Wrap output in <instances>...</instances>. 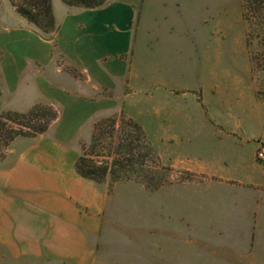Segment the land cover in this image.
I'll return each mask as SVG.
<instances>
[{"label":"crops","instance_id":"obj_1","mask_svg":"<svg viewBox=\"0 0 264 264\" xmlns=\"http://www.w3.org/2000/svg\"><path fill=\"white\" fill-rule=\"evenodd\" d=\"M226 4L230 5L228 0H108L100 9L83 10L52 0L59 26L55 50L54 42L39 36L12 6L0 8V116L7 112L25 114L39 104H50L59 112L45 133L17 138L6 157L0 159V264L109 261L99 254L110 229L104 222L107 211L111 210V231L115 219L108 185L82 178L75 164L82 155V144L88 140L84 129L91 137L97 122L122 112L141 125L164 162L203 177L202 182L180 185L187 188L185 195L176 194L172 200H178V195L187 202L192 200L187 194L188 188H193V195H200L198 199L230 203L235 197L242 198L233 191L235 188L264 187V167L257 162L264 143H255L253 138L243 141L235 126L240 130V122L161 115L162 107L169 103L167 95L146 97L141 105L132 106L154 107V115L145 122L138 118L141 111L138 116L127 113L126 87H146L144 76L160 74L161 64L156 61L162 51L166 59L174 54L184 59L192 52L191 38L183 42L173 39L167 44L157 41L151 48L156 38L148 35L150 29L157 28L158 17L173 19L171 14L180 12L181 20H193L194 13L205 25L208 18L203 11L220 15L229 6ZM182 24L174 22L173 26ZM203 42L204 38H199L196 43L199 47ZM58 57L68 61L80 76L63 71ZM137 60L154 63L138 69ZM101 90L111 95H99ZM176 93L180 92L168 91L169 96ZM211 125L219 132L222 159L206 160L211 146L208 139L189 140L192 130L210 134ZM245 144L249 153L242 150ZM193 149L204 151L201 155L205 161L195 164L185 156ZM209 184L222 190L211 197L203 196L200 187L208 189ZM257 193L251 252L257 264H264V190ZM157 203L161 205L163 200L155 197ZM130 261L141 264L133 260L118 263Z\"/></svg>","mask_w":264,"mask_h":264},{"label":"rangeland","instance_id":"obj_2","mask_svg":"<svg viewBox=\"0 0 264 264\" xmlns=\"http://www.w3.org/2000/svg\"><path fill=\"white\" fill-rule=\"evenodd\" d=\"M228 3L230 5L226 4V7L229 6L220 15L203 11V15L208 18L205 25H201L194 13L193 20H181L180 12L171 14L173 19L158 17L157 28L150 29L151 34L148 35V38L152 35L156 38L151 48L155 47L157 41L167 44L173 39L183 42L185 38H191L194 41L192 52L184 59L179 58V54L166 59L162 58V51L156 61L161 64L160 74L144 76L147 81L142 84L146 87H134V90L133 87H126L125 93L129 94L126 104L130 106L128 114L138 116L137 112L141 111V117L138 118L145 122L154 115V107L149 104L148 107L134 109L132 106L141 105L146 97L149 100L167 95L169 98L165 100L168 99L169 103L162 107L161 115L209 116L240 122V130L237 124L235 126L243 141L253 138L255 143L258 140L264 143V33L259 31V26L255 27L256 34L251 38L250 49L246 41L249 27L243 18L244 0H228ZM6 5L11 7L9 0H0L1 9ZM182 21V25L173 26L174 22ZM258 21L255 17L254 22ZM199 38H204V42L198 47L196 42ZM250 54L257 60L254 70ZM136 62V68L144 69L154 60ZM57 64L63 71L77 78L80 76L68 61L58 57ZM169 90L180 93L169 96ZM99 95L110 96L111 93L101 90ZM43 105L46 108L53 107L50 104ZM122 120L137 122L124 112L102 119L97 122L98 127L95 124L97 129L95 131L94 126L91 137L88 129H84L88 140L82 144V155L98 164L111 163L119 156L130 157L134 163L133 172L126 177L120 180L108 178L106 181L115 219L111 231L112 220H108L111 210L107 211L104 222L110 225V229L107 228V240H104L99 250V254L109 260L104 264H119V261L128 260L141 264H257L253 260L254 252H251L255 227L252 216L260 195L257 191L264 190V187L235 188L233 191L240 193L242 198L235 197L230 203L198 199L200 195H193V188H188L187 196L193 198L188 202L186 198L182 200L187 188H179L180 185L202 182L203 177L178 170L164 162L147 136L154 157L144 159L145 143L138 141V133L122 123ZM19 123L22 121L15 124ZM15 124L9 122V125ZM213 127L211 125L209 128L208 135L202 130H192L189 134V140L193 143L208 139L211 146L208 147L210 155L206 160L224 158L219 132ZM213 133L217 135L211 136ZM129 136V141L133 143L132 154L127 151ZM247 145L242 146L244 153L250 152ZM263 148L257 156V162L264 167ZM8 150L2 148L0 159L6 157ZM189 151L185 156L192 163L205 161L201 155L204 151ZM147 182L152 183L151 188ZM219 190L222 188L215 185L211 187V184L208 189L200 187V193L209 197ZM176 194L182 195L177 196L180 197L178 200H172ZM155 197L161 198L163 203L155 204ZM238 213H242V216L239 217ZM17 264L29 263L25 261ZM128 264L133 263L130 261Z\"/></svg>","mask_w":264,"mask_h":264},{"label":"trees","instance_id":"obj_3","mask_svg":"<svg viewBox=\"0 0 264 264\" xmlns=\"http://www.w3.org/2000/svg\"><path fill=\"white\" fill-rule=\"evenodd\" d=\"M9 2L17 14L33 26L39 36L45 40L54 42L53 47L55 50L57 48L55 36L59 30V26L55 20L52 0H9ZM62 2L68 7L96 10L104 7L108 0H62ZM255 17L259 20L258 23L254 22ZM243 18L249 27L246 41L248 47L251 49V38L256 34L255 27L259 26V31L264 33V0H244ZM250 59L254 70L257 60L252 54H250ZM58 117L59 112L56 109L53 107L46 108L43 104L36 105L25 114L3 113L0 116V152H2V148L7 150L19 137L36 138L45 133ZM41 120H44V122L41 123ZM17 121H22V123L16 125ZM9 122L15 125H9ZM121 122L132 127L138 133L137 140L145 143L143 147L145 150L144 159L153 158V149L148 144L146 134L141 125L133 120H122ZM96 126L98 127V124ZM96 126L95 131L97 129ZM129 140H131L130 136L127 138L129 142L127 151L132 154L134 150L132 148L133 143ZM133 165V160L130 157L124 158L119 156L113 159L111 163L98 164L88 156L81 155L75 164V170L79 176L86 180L93 181L96 184H104L108 178L120 180L126 177L127 174L133 172ZM164 171L168 172L169 170ZM147 184L151 188L152 183L147 182Z\"/></svg>","mask_w":264,"mask_h":264}]
</instances>
